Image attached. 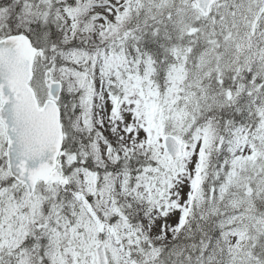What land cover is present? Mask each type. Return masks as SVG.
Instances as JSON below:
<instances>
[{"label":"snow or ice","instance_id":"snow-or-ice-1","mask_svg":"<svg viewBox=\"0 0 264 264\" xmlns=\"http://www.w3.org/2000/svg\"><path fill=\"white\" fill-rule=\"evenodd\" d=\"M0 264H264V0H0Z\"/></svg>","mask_w":264,"mask_h":264}]
</instances>
